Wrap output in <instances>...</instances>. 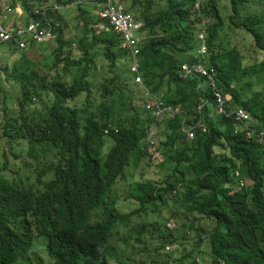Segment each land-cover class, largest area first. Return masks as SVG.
I'll list each match as a JSON object with an SVG mask.
<instances>
[{
	"label": "trees",
	"instance_id": "1",
	"mask_svg": "<svg viewBox=\"0 0 264 264\" xmlns=\"http://www.w3.org/2000/svg\"><path fill=\"white\" fill-rule=\"evenodd\" d=\"M198 1L194 10L195 0H131L126 9L137 10L134 17L142 22L144 34L138 53L141 84L129 73L130 56L120 46L121 38L107 24L99 29L97 14L82 20L78 40L81 38L83 51L78 56L72 54L74 41L62 26L54 29L56 47L51 66L56 67L55 74L30 67L26 55L23 57L42 49L36 43L19 51L22 55L10 71L6 65L1 68L6 80L18 85L21 111L33 94H43L48 101L43 117L35 116L31 123L20 117L22 128L16 125L18 119L12 118L2 128V136L26 141L37 170L27 174L24 170L28 165L15 167L16 153L12 159L2 156L0 264H40L29 256L40 236L46 238L48 264H108L115 226L158 208L171 212L160 227L157 255L167 256L161 259L162 264H197L195 258L202 257L191 249L180 253L186 244L164 248L175 243L171 234L176 229L167 222L175 220L192 228L190 217L193 222L206 223L202 231L208 240L211 264H264V144L252 135L264 130V13H250L243 5L245 0H228L232 13L224 18L218 6L222 0ZM9 2H19L26 11L35 4L33 0ZM58 18L61 20L60 15ZM206 18L210 23L203 27ZM227 21L231 34L241 28L250 40L219 38ZM201 29L218 85L231 96L229 109L244 107L254 119L243 131L231 116L213 110L209 87L199 85L196 77H179L180 63L199 56L193 51L202 43L196 38ZM230 40L239 51L229 46ZM186 52L192 56L183 58ZM251 53L263 57L256 55L250 60ZM122 61H127L126 67ZM99 69L101 78H97ZM60 73L68 74L69 81ZM247 79L253 81L250 89L244 85ZM136 86L138 91L133 90ZM147 91L178 107L182 115L153 116L145 105L137 103L147 98ZM203 97L207 102L198 110ZM199 120L200 126L194 127L193 137L188 138L183 128ZM153 125L158 143L154 139L151 146L146 135ZM3 139L10 154L14 148L8 138ZM47 148L56 150V160L41 156ZM158 156L159 162L170 164L166 171L157 170L156 165L158 179L139 181L135 192L129 193L136 205L120 211L110 188L125 178L131 162L136 166L140 157L156 162ZM235 169L244 186H238ZM170 204L175 206L173 211ZM97 208H101L100 219L93 221ZM175 214L184 215L188 223ZM184 254L188 261L182 260Z\"/></svg>",
	"mask_w": 264,
	"mask_h": 264
},
{
	"label": "rangeland",
	"instance_id": "2",
	"mask_svg": "<svg viewBox=\"0 0 264 264\" xmlns=\"http://www.w3.org/2000/svg\"><path fill=\"white\" fill-rule=\"evenodd\" d=\"M2 1V0H0ZM3 1H9V0H3ZM35 5H40L42 3H56L58 0H33ZM43 1V2H41ZM62 2H68L69 6L64 7L61 11L58 12V14L61 16L60 26H62L65 35L68 38H71L74 41V44L72 46V54L75 56H78L82 53V48H80V40H78L79 36L81 35V23L82 20L85 21V19H93V15L95 14V10L93 9V5L89 2V0H61ZM125 6L128 8L131 4V0H124ZM228 0H222L219 2V9L224 16V18H227V15H230L231 12V6H229ZM60 4V3H58ZM62 5V4H60ZM243 5H245L250 13H257L262 14L264 13V0H245L243 2ZM12 6H21L20 3H16ZM64 6V5H63ZM129 11V10H128ZM136 9H133L129 12L135 16L137 14ZM14 16V12H11L9 15V18L12 19ZM27 19V15L24 14L21 20L25 22ZM59 19V18H58ZM204 24L208 25L210 23V20L208 18L204 19ZM228 21L226 22L224 28L220 32V37H228L229 39L236 40L238 38L239 32H242L243 30L241 28H235L234 34L230 33L229 28H227ZM264 30V26H261ZM225 37V38H226ZM54 40V39H53ZM87 41V40H86ZM218 43L221 42L220 39H217ZM231 44H229L230 47H235L238 49L236 45H232L234 43L233 40H230ZM88 43V41H87ZM86 45V44H85ZM42 47V49H39L37 51L29 52L28 54H23V57L26 55V58L28 60V64L30 67H35L36 69H39L40 71H43V69H46L48 75L55 74L56 67L51 66L52 62V51L56 47L55 41H47V43H43L42 45H39ZM27 49V48H23ZM91 48H88V51H90ZM22 49L14 48L13 43L10 42H3L0 43V167L3 163V154L4 156L9 157L10 159L13 158L12 153H16L18 155V158L15 161V167L22 166V165H28L29 168L24 170V173L27 174H34L35 170H37L35 166L34 160L30 157L28 154V145L26 141L22 138H14L12 136H2V128L6 122V120H12L18 119L16 121V125L18 128L21 127V119L20 117L26 119L28 122L31 123L32 119L35 116H41L43 117L46 114V109L44 108V105L47 104V97H45L43 94L32 95L30 101L25 105L23 111L20 110L19 107V101H20V92L18 85L14 83L12 80L7 81L5 77V72L1 70L2 67L5 65L7 66L8 71L12 69V64L15 62L16 59L20 55H22L19 51ZM239 51V49H238ZM244 52L247 56V51L244 49ZM250 55V53H249ZM258 55V53H251L250 60H253L255 56ZM28 56V57H27ZM254 56V57H253ZM262 56L263 55H259ZM98 61V57L96 59ZM249 60V61H250ZM125 63L126 62L122 61ZM97 63V62H96ZM99 68L101 69V64H99ZM45 66V67H44ZM99 69L97 78H101L103 72ZM125 69V68H124ZM107 71V70H106ZM254 74V72L252 71ZM251 73V74H252ZM62 77L69 81L70 76L68 74L60 73ZM249 78V77H248ZM235 84V83H234ZM253 84L252 80H246L244 85L250 89L251 85ZM132 89V88H131ZM135 91H138L139 88L136 86ZM133 94H135L133 92ZM98 93H96V96ZM82 99V96L78 98V100ZM77 100H74V103ZM137 103L144 105L145 100L142 101L141 99L137 100ZM201 107L204 105L203 102L200 103ZM31 119L29 120V118ZM249 122H253L252 118L248 119ZM175 122H173L174 126ZM152 130L154 131V139L156 142V145L158 143V139L156 136V130L155 125L151 126ZM10 134H13L10 131ZM3 137H6L10 140V143L12 145V151L10 154L6 152V149L8 148V145L6 144L7 140L3 139ZM15 152H14V151ZM56 150L46 149V151L41 156L44 159L47 160H56L57 154L55 152ZM157 161V160H156ZM163 162H158L157 164L150 158L147 157H140L138 159V162L135 165H132V162L126 169V176L124 179L119 180L116 184H114L110 188L111 197L115 196L116 204L118 205V209L120 211L126 212L130 208L134 207L136 205V200L131 198L130 192L134 190L135 192V186L136 184L143 180V179H158V176L156 175V165L157 170H164L166 171V167L170 164H164L160 166ZM174 165V162L172 163ZM167 170L170 171L171 167ZM1 171V169H0ZM143 171V173H142ZM45 177L47 178L48 175L45 174ZM171 210L173 211L175 209V206L173 204H170ZM101 208H97L94 210L97 215H93L91 217V220L95 221L100 219V212ZM160 209L147 211L145 213H140L137 215H134L130 218V220L125 224H117L115 226V229L110 237L109 243H110V249L108 252V264H162L163 260L167 259V256H158L157 253L159 251L158 246L160 245V238L159 233L161 232L160 227L163 225L164 220L169 217L168 210L160 211ZM170 210V211H171ZM182 219L187 220V218L182 214H175ZM189 221L191 224H193L191 228V233L187 237H182L180 232H175V235L171 234L172 238H177L178 240H181L186 246L183 247V253L187 251L188 249L196 250L200 252V260L202 264H211V253L210 248L208 245V240L205 237V233L202 231L204 229V225H206L205 222L201 221H195L193 222V218L190 217ZM200 232V234H199ZM37 243V245L34 247V245ZM46 238L44 236H40L37 239H35L34 244L32 246V252L29 253V256H33L35 260L37 259V262L40 264H48L50 262L47 254H46ZM34 247V248H33ZM30 250V251H31ZM188 255L184 254L182 255L183 261H188ZM163 259V260H161ZM173 264V262L171 263ZM177 264V263H175ZM181 264V263H180ZM187 264V263H184Z\"/></svg>",
	"mask_w": 264,
	"mask_h": 264
},
{
	"label": "built area",
	"instance_id": "3",
	"mask_svg": "<svg viewBox=\"0 0 264 264\" xmlns=\"http://www.w3.org/2000/svg\"><path fill=\"white\" fill-rule=\"evenodd\" d=\"M91 2L95 7L96 14L101 19L98 24L99 29H103L107 24L121 38V47L125 48L130 56L129 71L133 74L134 81L141 84L142 76L139 70L138 53L140 52V42L143 38L140 34L142 22L136 20L126 10L123 0H92ZM198 4L199 1L195 0L194 10L197 9ZM64 7L58 3H42L40 5L34 4L30 10L26 11L21 6H12L9 1H0V43L10 42L17 48L23 49L33 43L42 44L47 43V41H53L54 29L60 25L58 12ZM11 12H14L12 19L9 18ZM24 14L27 15L25 22L21 20ZM203 34V32L199 33L201 39ZM200 51H206L204 44H202ZM181 71V76L184 74L202 75L203 82L212 87L216 110L225 115L232 112L227 109L229 108L228 94H224L221 89L216 87L215 73L212 68L208 70L202 63L197 62L182 64ZM145 108L159 119L164 115L172 117L177 113H182V110L178 107L166 104L159 97L151 94L147 95ZM233 113L235 114V119L240 123L241 129L249 128L247 125L248 112L244 108L239 107ZM198 126H200V122L194 126L183 128L188 138L193 137L194 127ZM151 135L152 132L148 131L146 138L150 139ZM252 135L255 136L256 140L264 143V132L252 133ZM150 143H153V141L151 140ZM239 185H244L243 180H240Z\"/></svg>",
	"mask_w": 264,
	"mask_h": 264
},
{
	"label": "clouds",
	"instance_id": "4",
	"mask_svg": "<svg viewBox=\"0 0 264 264\" xmlns=\"http://www.w3.org/2000/svg\"><path fill=\"white\" fill-rule=\"evenodd\" d=\"M92 1V0H91ZM123 2H124V6H125V1L123 0ZM63 5V4H62ZM93 5V4H92ZM65 7L66 6H69V4H67V5H64ZM125 8H126V6H125ZM93 9L95 10V7L93 6ZM127 10V9H126ZM128 11V10H127ZM129 12V11H128ZM131 13V12H130ZM95 14H96V12H95ZM132 14V13H131ZM133 15V14H132ZM58 17H59V15H58ZM135 18V17H134ZM137 20V19H136ZM138 21H140V20H138ZM141 22V21H140ZM207 25H204L203 27H206ZM201 32H203L204 34H203V38L201 39L200 37H199V33H201ZM140 34L142 35V37L144 38V34L141 32V30H140ZM205 32H204V30L203 29H201V30H199V32L197 33V35H196V38L199 40H201L202 41V43L197 47V49L195 50V52L199 55L197 58H195V60H193V61H183L182 63H180V66H179V70H178V74H179V77L180 78H189V77H196V78H198L199 79V85H201V86H207V87H209L210 88V91H211V99L214 101V98H213V93H212V87L209 85V84H207V83H204L203 82V76L202 75H200V74H187V75H183V76H181V74H182V71H181V65L182 64H192V63H197V62H200V63H202L203 64V66L206 68V69H210V68H212L213 70H214V73H215V78H216V87L217 88H219V89H221L220 87H219V85H218V83H219V81H218V77H217V72H216V69L214 68V66H212L211 64H209V60H207V55L209 56V49H208V47L204 44V42L203 41H205ZM143 38H142V40H143ZM141 40V41H142ZM54 41V40H53ZM141 43V42H140ZM43 44V43H42ZM202 44H204L205 45V47H206V51L205 52H201L200 51V49H201V46H202ZM120 46H121V43H120ZM15 47V46H14ZM129 62H130V60H129ZM129 62H128V69H129ZM129 73L131 74V75H133L130 71H129ZM140 84V83H139ZM234 84H231V86H233ZM221 91H222V89H221ZM223 92V91H222ZM224 94H225V92H223ZM226 94H228V96H229V102H228V104H230V102H231V96H230V94L229 93H226ZM147 95H148V91L146 92V97H147ZM146 101H147V98L145 99V103H146ZM201 102H203L204 103V105L206 104V102H207V98H205V97H203V98H201L200 99V102H199V104H198V110H200L201 109V106H200V103ZM145 103H144V105H145ZM214 103H215V101H214ZM171 105V104H170ZM203 105V106H204ZM173 106V105H172ZM202 106V107H203ZM173 107H175V106H173ZM229 107V106H228ZM242 108H244V107H242ZM228 110H229V108H227ZM245 109V108H244ZM213 110L217 113V114H220V115H222L223 113H219L217 110H216V106L214 105V108H213ZM230 110L232 111V112H230L228 115H225V114H223V115H225V116H231L235 121H237L236 119H235V114L233 113L235 110L234 109H232V108H230ZM246 110V109H245ZM247 111V110H246ZM248 112V111H247ZM216 114V115H217ZM176 115H182V113L181 114H175L174 116H172V117H168V116H165L166 118H174ZM248 117H249V119L250 118H252V116L250 115V113L248 112ZM252 120H253V122H254V119L252 118ZM198 122H201V120H199ZM238 122V121H237ZM239 123V122H238ZM252 122H249L248 120H247V125H248V127L250 126L249 124H251ZM181 125H183L182 124V122H181ZM199 127V126H198ZM184 129H185V127H184ZM239 131H243V130H245L246 128H244V129H241V127H240V123H239ZM204 130V129H203ZM149 131H151L152 132V135H151V137H150V139H148L149 140V142L152 140L153 141V143H150V145L151 146H153L155 143H154V131L152 130V128L151 129H149ZM264 132V130H260V131H257L258 133L259 132ZM147 134H148V132H147ZM147 136V135H146ZM248 136L250 137L251 135L250 134H248ZM258 141V140H257ZM260 142V141H259ZM262 143V142H261ZM264 144V143H263ZM160 157L158 156V159H157V161L155 162V163H158L159 161H160ZM239 171L237 170V169H235L234 171H233V176L234 177H238V186L239 187H241L240 185H239V182H240V180H243V178H239ZM243 182H244V185H245V181L243 180ZM243 185V186H244ZM159 209V208H158ZM157 209V210H158ZM147 211H152V210H147ZM146 211V212H147ZM185 220V219H184ZM186 221V220H185ZM186 223H188V221H186ZM167 226L168 227H170L172 230H175L176 229V231H174L173 232V235H175V232H180L181 233V236L182 237H187L190 233H191V227H187V226H185V227H183V226H181V225H179L175 220H171V221H169V222H167ZM174 239V241H175V243L174 244H172V245H169V244H167V245H165V249L166 250H168V249H170V248H174V247H177L178 246V244H184L183 242H181V240H178L177 238H173ZM183 252V247L181 246L180 247V253H182ZM196 262H197V264H202L201 263V260L199 259V257L197 256L196 258ZM196 264V263H195Z\"/></svg>",
	"mask_w": 264,
	"mask_h": 264
},
{
	"label": "crops",
	"instance_id": "5",
	"mask_svg": "<svg viewBox=\"0 0 264 264\" xmlns=\"http://www.w3.org/2000/svg\"><path fill=\"white\" fill-rule=\"evenodd\" d=\"M240 34L238 35V38H237V40H250L249 38H248V36H245V35H243V33L242 32H239ZM248 38V39H247ZM236 42V41H235ZM193 54H194V56L196 55V52L195 51H193ZM258 55H261V54H258ZM190 56H192L191 55V53L190 52H186L184 55H183V58H187V57H190Z\"/></svg>",
	"mask_w": 264,
	"mask_h": 264
}]
</instances>
